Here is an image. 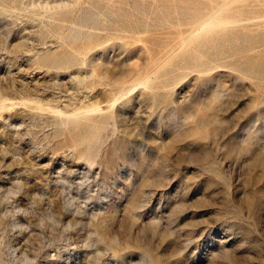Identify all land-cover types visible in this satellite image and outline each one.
Listing matches in <instances>:
<instances>
[{
    "label": "rangeland",
    "instance_id": "1",
    "mask_svg": "<svg viewBox=\"0 0 264 264\" xmlns=\"http://www.w3.org/2000/svg\"><path fill=\"white\" fill-rule=\"evenodd\" d=\"M0 264H264V0H0Z\"/></svg>",
    "mask_w": 264,
    "mask_h": 264
},
{
    "label": "bare ground",
    "instance_id": "2",
    "mask_svg": "<svg viewBox=\"0 0 264 264\" xmlns=\"http://www.w3.org/2000/svg\"><path fill=\"white\" fill-rule=\"evenodd\" d=\"M121 101V100H120Z\"/></svg>",
    "mask_w": 264,
    "mask_h": 264
}]
</instances>
